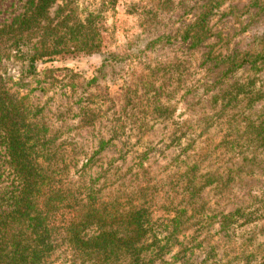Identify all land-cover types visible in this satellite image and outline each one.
I'll return each instance as SVG.
<instances>
[{"label": "trees", "instance_id": "1", "mask_svg": "<svg viewBox=\"0 0 264 264\" xmlns=\"http://www.w3.org/2000/svg\"><path fill=\"white\" fill-rule=\"evenodd\" d=\"M56 1L24 0L18 12L0 20V264H174L208 239L215 222L226 232L239 217L242 222L254 220L239 207L207 212L211 198L248 196L257 204L255 218H264V189L245 188L250 179L264 178V107L255 117L244 111L250 102L264 97V84L257 89L250 83L234 85L233 93H225L228 98L213 115L224 117L226 131L220 143L227 145L233 159L223 171L200 172L210 153L206 147L187 154L184 150L182 158L174 156L151 170L142 163L149 154L142 135L133 141L138 146L132 151L135 161L123 167L132 143L129 135L119 131L126 124L120 114L108 135L97 134L98 146L89 155L75 135L52 131L44 120L46 101L33 99L35 87L23 92V78L37 75V63L60 54H91L101 47L95 20L99 12L92 9L81 17L72 0ZM115 1L107 0L105 8L111 9ZM219 3L215 0L186 26L183 38L192 34L197 40L199 31L204 36L206 30L200 28ZM115 58L108 53L103 62ZM224 58L231 60L227 72L248 61ZM256 58L259 55L249 62L255 64ZM58 70L45 68L44 84H54ZM62 70L64 78H72L70 70ZM92 82L94 78L85 86ZM45 88L38 87L42 93ZM245 95L251 96L245 108L227 115V108L235 107ZM237 96L241 97L236 100ZM210 118H202L199 133L210 125ZM93 120L90 110H83L81 125L89 126ZM178 136L173 140L178 142ZM189 137L190 143L193 138ZM120 138L127 145L116 160L98 162L99 153ZM237 182L245 183L237 187ZM205 190L210 192L209 199L202 195ZM201 232L206 233L200 241L187 244Z\"/></svg>", "mask_w": 264, "mask_h": 264}, {"label": "rangeland", "instance_id": "2", "mask_svg": "<svg viewBox=\"0 0 264 264\" xmlns=\"http://www.w3.org/2000/svg\"><path fill=\"white\" fill-rule=\"evenodd\" d=\"M23 1L0 0V20L18 12ZM72 1L78 16L83 17L92 9L99 12L95 19L101 31L99 52L60 54L52 61L37 63V75L23 78L26 84L22 91L35 87L33 99L46 101L44 120L52 131L75 135L85 144L89 155L98 146L97 134L108 135L120 114L126 124L119 131L129 135L132 143L123 167L135 161L132 151L138 146L133 141L138 135L143 136L149 149L142 163L151 170L174 156L182 158L190 149L198 151L205 147L210 153L200 166L201 173L216 168L223 171L231 166L233 159L227 145L220 143L226 131L224 117L213 115L228 98L225 93H233L234 85L250 83L257 89L264 84V0H218L220 3L212 8L213 15L200 28L206 30L205 35L199 31L197 40L192 34L183 38V30L215 0H116L111 9L105 8L107 0ZM55 7L50 8V15ZM108 53L116 58L103 62ZM227 55L248 61L227 72L231 67V60L224 58ZM256 55L259 58L252 65L249 60ZM48 67L60 69L51 86L43 80L42 72ZM63 68L70 70L72 78L62 76ZM91 78L94 82L85 86ZM38 87H46V91L42 93ZM248 99L251 96L245 95L235 107L233 101L227 115L236 114L239 107L245 108ZM263 104L264 97L250 102L251 106L244 111L255 117L263 110ZM82 107L94 115L93 124L81 125ZM209 116L210 125L199 133L202 118ZM182 122L190 126L189 130L181 126ZM177 135L178 142L173 140ZM189 136L193 138L190 143ZM120 142L123 143L121 138L105 147L98 162L103 165L116 160L127 145ZM243 183L237 182L235 186L242 187ZM248 187L264 189V178L250 179L245 184ZM202 195L209 199L210 192L205 190ZM249 198H211L205 206L207 212H228L239 207L254 220L242 222L239 217L237 224L226 232L219 230L215 222L208 239L193 254L185 252L184 258L174 264H264V218H255L257 204ZM204 233L194 235V240L188 239L187 244L197 243ZM174 250L171 248L170 253ZM198 252L200 256L194 257Z\"/></svg>", "mask_w": 264, "mask_h": 264}]
</instances>
